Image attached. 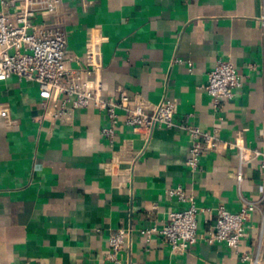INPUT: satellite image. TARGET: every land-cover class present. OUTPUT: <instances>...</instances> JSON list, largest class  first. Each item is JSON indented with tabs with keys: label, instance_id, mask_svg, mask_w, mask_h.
Returning a JSON list of instances; mask_svg holds the SVG:
<instances>
[{
	"label": "crops",
	"instance_id": "crops-1",
	"mask_svg": "<svg viewBox=\"0 0 264 264\" xmlns=\"http://www.w3.org/2000/svg\"><path fill=\"white\" fill-rule=\"evenodd\" d=\"M261 6L262 0H59L53 12L37 14L34 23L66 32L67 66L90 70L85 89L99 99H115L119 90L151 103L171 99L173 126L143 134L120 121L112 148L100 132L97 100L56 120L35 82L15 75L0 81V103L11 117L9 124L0 117V264H245L241 253L258 243L264 264L255 154L264 151ZM219 58L234 63L242 86L215 112L204 86ZM185 117L203 130L216 127L221 140L195 171L186 164ZM176 186L194 197L200 236L214 225L217 206L237 211L244 200L258 201L237 250L199 238L172 254L160 235L147 240L138 233L187 206L165 195ZM119 228L131 230L130 242L112 259L107 239Z\"/></svg>",
	"mask_w": 264,
	"mask_h": 264
},
{
	"label": "built area",
	"instance_id": "built-area-1",
	"mask_svg": "<svg viewBox=\"0 0 264 264\" xmlns=\"http://www.w3.org/2000/svg\"><path fill=\"white\" fill-rule=\"evenodd\" d=\"M58 2L59 0H0V81L15 75L25 81L35 82L41 104L48 108L51 118L56 120L69 119L77 110L97 100L104 117L100 132L112 148L116 144V127L120 121L134 130H141L143 134L154 127H172L174 101L171 99L151 103L141 94L129 95L123 90L118 91L115 99H99L85 89L84 78L90 70L67 66L66 32L59 29L48 30L33 22L37 14L53 12ZM259 20L264 34V0ZM188 65H191L190 62ZM241 86L242 79L234 63L229 59L219 58L207 73V83L204 86L213 111L219 112ZM0 117L7 124L11 122L10 108L5 103H0ZM181 128L191 140L186 164L190 170L195 171L201 155L218 149L221 142L218 130L216 127L203 130L189 124L186 117ZM255 154L260 157L259 169L262 173L259 201L264 203V151H255ZM133 160L136 157L133 156ZM239 162V165L243 162L241 154ZM241 179L240 167L236 180L239 183ZM165 195L185 201L187 206L182 210L169 212L167 220L160 226L143 227L138 229V233L147 240L153 234L160 235L172 254L185 253L199 238L208 243H224L237 250L244 234L245 222L258 209L257 200H244L237 211H229L219 205L215 208L214 225L200 236L197 232L199 208L194 197L187 195L181 186L167 188ZM262 213L264 215V209ZM130 233V229L119 228L109 234L107 244L110 258L113 259L130 242ZM241 260L245 264H260V244L254 251L242 252Z\"/></svg>",
	"mask_w": 264,
	"mask_h": 264
}]
</instances>
